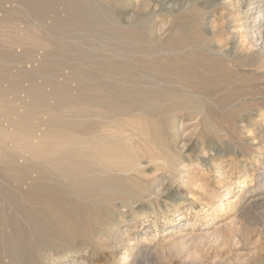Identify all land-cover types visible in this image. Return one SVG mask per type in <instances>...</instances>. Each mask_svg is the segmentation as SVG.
Listing matches in <instances>:
<instances>
[{
    "label": "rangeland",
    "instance_id": "rangeland-1",
    "mask_svg": "<svg viewBox=\"0 0 264 264\" xmlns=\"http://www.w3.org/2000/svg\"><path fill=\"white\" fill-rule=\"evenodd\" d=\"M8 1L0 0V5H4L0 6L1 11L5 7H10ZM84 2H81L83 12L91 16L105 12L111 18L113 17L111 26L109 24L100 26L102 30H106L104 33L96 27L97 21L89 19L90 22H88L87 19L81 18L80 20L83 21L81 25L69 28L64 34L67 36L63 35L64 40L60 42L62 46L58 43L52 44L46 46L47 50H44L46 48L41 49L42 45L33 42L25 46L24 51L23 48L16 49L18 52L10 51L15 62H19L20 65L14 64L18 71L14 66L15 69H12L15 70L12 71L14 75L9 74L8 78L16 79L17 86L14 92L20 95H13L14 92L5 94L4 97L10 101L7 110L5 109L6 106L8 107L7 101L5 100L7 105L3 104L4 101L0 102V107L2 106L5 110L3 112H8V114L4 113L6 117L0 120L2 121L0 122L2 137H4L0 141L2 147L0 157L10 152V149H13L11 145L14 143L20 145L19 147H16L18 146L16 144L13 145L18 158L23 161L24 158L29 157L36 171L35 176L39 173V176L43 178L51 174L48 178H44V184L59 193L56 202L48 206V233L40 239L38 237L35 242L30 264H60L62 263L60 260L67 264H264V203L251 202L252 199L246 195L248 189L255 188L264 168V143H259L260 136L264 139V51L246 38L247 28L244 26L243 19L250 6H246L244 0H114V3H112L113 0H98V2L88 0V3ZM86 4L90 5L86 6ZM97 4L101 7L100 9L97 8ZM59 9L56 15L61 19L66 17L65 13L61 12L62 7ZM110 9L112 12L109 11ZM85 16L87 15L84 13ZM51 17L54 15L52 14ZM50 21L52 22L51 19H47L46 22L51 23ZM123 25L128 26L125 29ZM126 35L135 44H131V41L114 43ZM93 38L97 40L96 44ZM104 38L107 41L103 42ZM109 40H111L110 44ZM64 42L66 43L63 45ZM124 43L125 45H122ZM82 44H85L87 48ZM31 45L32 48L28 52L26 47L29 48ZM59 46L63 47V50ZM66 46L68 50L65 49ZM82 46L85 48L82 49ZM113 46L117 49L112 50ZM121 47L123 48L120 49ZM40 49L46 53L42 54ZM227 49L230 60L217 54ZM122 50L125 52H121ZM132 50H135V53ZM180 50H183V53ZM20 52L24 53L23 57L17 55ZM210 52L213 53L210 54ZM131 53L134 55L131 56ZM141 53L146 55L143 54V56ZM152 53L156 55H150ZM159 53L161 54L158 55ZM111 54L115 55L116 59ZM30 55H33V59ZM27 56L28 61L24 59ZM97 57L99 59H95ZM22 59L25 62L20 61ZM39 63L42 64L39 65ZM21 64L27 66L24 67ZM90 64L93 66L91 67ZM31 65L38 67L34 69ZM19 66H22L21 69ZM110 67L113 68L109 69ZM39 68L40 70L44 68L41 72L44 75L46 73L47 77L37 72ZM70 73L71 76H69ZM24 74L26 75L23 77ZM21 76L23 79L27 77L28 80L23 81ZM46 78L52 82L43 81ZM115 78L116 82H113ZM218 78L221 81H218ZM74 80L77 84L73 83ZM82 80L84 83L80 82ZM180 80L186 83H180ZM44 82L47 83L45 87ZM4 83L3 89L7 91L10 82L8 80ZM49 83L54 85L53 87H60V90L57 89L59 92L55 90L56 88H51ZM173 84L175 86L178 84L176 86L178 88H173ZM101 86H103L102 89H100ZM134 86L137 87L134 88ZM152 86L154 87L151 88ZM28 87H32L33 90L31 99L29 98L31 104L26 97V92L25 95L22 94ZM130 87H133L132 91ZM38 94L45 99L40 96L34 97ZM104 94H107L106 97ZM176 95L179 100L181 98L180 101L176 100ZM182 95L187 97V100ZM17 96H21L20 99ZM191 96L196 97L194 99L197 103L193 100L192 104V99L189 100ZM89 97L92 99L89 100ZM36 99L43 104L38 103ZM206 99L210 103L206 102ZM185 100L191 105L185 103ZM18 101L19 103L16 104ZM214 104L217 106L220 104V107H215ZM82 105L84 108L81 107ZM99 106L101 108H98ZM79 110L82 112L78 113ZM20 113L22 114L19 115ZM81 114V117L78 116ZM24 115L27 119H23ZM15 116L19 117V121ZM99 116L100 118H97ZM12 117L15 119L13 120ZM83 117L87 119H82ZM182 119L187 127H184V132L181 133L179 127H181ZM25 120L28 121L24 122ZM185 122L184 126H186ZM13 123H18L22 127H19L20 134L25 125L29 124V136L22 134L23 138L20 136V141H17L18 137L14 140L10 134L7 135V131V133L13 132L14 129L11 127ZM87 125L89 127L85 128ZM81 127L86 130L83 132ZM43 134L49 136L45 135V137ZM86 134L90 135L87 139ZM80 135L84 137L81 138ZM5 138H9L7 142L2 141ZM81 149H90V154L91 151L93 154L90 156L95 155L96 160L104 161L105 166L102 162L98 164L102 163L104 167H101L103 169L107 167L106 170L103 171L94 162L92 164L90 160H95L94 157H82ZM22 152L25 153L22 154ZM101 152L107 154L105 157L111 158H105ZM26 154H28L27 157ZM48 156L50 157L47 158ZM88 158L90 160H87ZM55 171L58 173H54ZM104 172L107 173L103 174ZM74 176L84 178L83 180L88 179L93 185L91 190L87 193L79 192L77 185L81 180L75 179ZM63 180L66 182L65 186L68 182L67 187L59 185H64ZM161 189L164 191H160ZM75 190L78 193H75ZM75 194L78 198L74 197ZM78 199L85 202L81 203ZM79 212L82 213L81 219ZM40 251L42 254L45 253L46 260L39 261Z\"/></svg>",
    "mask_w": 264,
    "mask_h": 264
},
{
    "label": "bare ground",
    "instance_id": "bare-ground-1",
    "mask_svg": "<svg viewBox=\"0 0 264 264\" xmlns=\"http://www.w3.org/2000/svg\"><path fill=\"white\" fill-rule=\"evenodd\" d=\"M4 1V0H3ZM6 1V0H5ZM85 1V0H84ZM84 1H81V2H84ZM94 1V0H93ZM100 1V0H99ZM109 1V0H108ZM111 1V0H110ZM236 1V0H235ZM245 2L244 3H246V6H250V8L248 9V8H246V9H248V10H246L245 12H246V15H245V18L243 19V23H244V26L247 28V32H246V38L250 41V43H252L254 46H256V47H259L261 50H263L264 51V0H244ZM247 1V2H246ZM81 2H80V0H9L8 1V3L10 4V5H8V6H10V7H5L4 9H3V11H1V21H0V102H3L4 101V103L3 104H5V105H7L8 104V107L6 106L5 107V109L7 110V109H9V103L8 102H10V101H7V98L6 97H4L5 96V94H8L9 92L10 93H13L14 91H15V89H16V86H17V84H16V79L14 78H8V77H10L9 76V74L11 75V74H13L14 75V71L12 70V69H17V67L15 66V65H17L19 62H15V59H14V56L12 55V53L10 52L11 50L13 51V50H16V49H21V48H23L22 50L24 51V48H25V46H28L29 44H31V43H38V44H40V46H41V49L44 47V48H46V46H50V45H52V44H61L60 42H62L64 39H63V35L66 33V31L70 28H72V27H74V28H76L77 27V25L79 26V25H81V23L83 22V21H81L80 19L82 18L83 20H86L87 19V21L89 20V19H93V20H95V22L97 21V26L96 27H98L99 28V30L101 29L102 30V27L100 28V26H103V25H105V24H109L110 26L113 24V20L114 19H112L111 18V16H109V15H107V14H105V12H104V14H92V16L89 14V13H87V12H83L82 11V8H83V4H81ZM86 3H88V0L87 1H85ZM84 2V3H85ZM97 2H98V0H97ZM102 2V1H101ZM100 2V3H101ZM7 3V2H6ZM90 3H92V2H90ZM110 3V2H109ZM108 3V4H109ZM112 3H114V0H113V2ZM236 3V2H235ZM243 3V4H244ZM93 5H94V3H92ZM91 4V5H92ZM102 4V3H101ZM100 4V5H101ZM225 4H226V2H225ZM237 4V3H236ZM241 4V3H240ZM2 5V4H1ZM0 5V6H1ZM88 5H90V4H88ZM87 4H86V6H88ZM105 5H107V4H105ZM2 6H4V5H2ZM1 6V7H2ZM98 6V7H97ZM97 8H99L100 6H99V4H97ZM108 6H110V4L108 5ZM118 6H119V4H118ZM0 7V8H1ZM59 7L61 8L62 7V10H61V12H63V13H65V15H66V17H64V18H59V16H57L56 15V12H57V10L59 9ZM91 7V6H90ZM93 7V6H92ZM95 7V6H94ZM103 7H105V6H103ZM116 7V6H115ZM243 7V6H242ZM245 7V6H244ZM96 8V9H97ZM101 8V7H100ZM99 8V9H100ZM117 8V7H116ZM85 9V8H84ZM95 9V8H94ZM104 9V8H103ZM106 9V8H105ZM104 9V10H105ZM107 9H108V7H107ZM243 9V8H242ZM241 9V10H242ZM60 10V9H59ZM115 10V9H114ZM109 11H111V9L109 10ZM109 11H108V13H109ZM60 12V13H61ZM89 12V11H88ZM92 12V11H91ZM112 12V11H111ZM110 12V14L112 15V13ZM84 13L87 15V16H85L84 17ZM241 13V12H240ZM54 15V17H51V15ZM245 14V13H244ZM60 15V14H59ZM63 15V14H62ZM242 18V17H241ZM47 19H51L52 20V22L51 23H47L46 21H47ZM242 20V19H241ZM81 21V22H80ZM88 22H90V21H88ZM117 23V22H116ZM118 24V23H117ZM122 24V23H121ZM242 24V23H241ZM45 25L47 26L46 28H45ZM89 25V24H88ZM50 26V27H49ZM87 26V25H86ZM108 26V25H107ZM110 26H108V27H110ZM126 26H128V25H126ZM126 26H124L123 25V27L125 28ZM82 27V26H81ZM81 27H79V29L81 28ZM83 27H84V25H83ZM94 27V26H93ZM108 27H106L107 29H108ZM117 27V26H116ZM123 27H122V29H123ZM131 27V26H130ZM95 28V27H94ZM121 28V27H120ZM132 28V27H131ZM136 28V27H135ZM138 28V27H137ZM216 28V27H215ZM97 29V28H96ZM105 29V28H104ZM110 29V28H109ZM108 29V30H109ZM126 29V28H125ZM181 30V29H180ZM179 30V31H180ZM71 31V30H70ZM87 31V30H86ZM103 31V33H104V31H106V30H102ZM128 31V30H127ZM135 31V30H134ZM179 31H177L176 30V32H179ZM72 32V31H71ZM70 32V33H71ZM75 32V31H74ZM78 32V31H77ZM83 32H84V30H83ZM82 32V33H83ZM94 32V31H93ZM108 32V31H107ZM112 32V31H111ZM130 32V31H129ZM133 32V31H132ZM181 32V31H180ZM183 32V31H182ZM70 33H68V34H70ZM73 33V32H72ZM86 33V32H85ZM92 33V32H91ZM95 34L97 33V32H94ZM99 33V32H98ZM101 33V32H100ZM99 33V34H100ZM109 33V32H108ZM113 33V32H112ZM112 33H111V35H112ZM120 34V33H119ZM184 34V33H183ZM75 35H77V34H75ZM188 35V34H187ZM64 36H67V35H64ZM70 36V35H69ZM72 36H74V34L72 35ZM81 37H82V35H80ZM90 36V35H89ZM89 36H87V37H89ZM105 36H107V35H105ZM104 36V37H105ZM116 36V35H115ZM80 37V38H81ZM99 37V36H98ZM98 37H97V39H98ZM102 37H103V35H102ZM118 37V36H117ZM116 37V38H117ZM181 37H182V35H181ZM107 38H109V37H107ZM114 38V37H113ZM116 38H115V40H116ZM122 39L120 40V38H119V40H117V41H115L114 43H116V42H118V41H131V44L132 43H134L135 44V42L133 41V40H130V38H128L127 37V35L126 36H122L121 37ZM240 38H241V36H240ZM244 38V37H243ZM101 39V38H100ZM110 39V38H109ZM118 39V38H117ZM131 39H133V38H131ZM135 39V38H134ZM141 39V38H140ZM245 39V38H244ZM246 39V40H247ZM67 39H65V41H66ZM73 40V39H72ZM74 40H76V39H74ZM82 40V39H81ZM92 40H94L95 41V44H96V42H97V40H95L94 38L92 39ZM105 38H104V41L103 42H105ZM136 40V39H135ZM190 40V39H189ZM247 40V41H248ZM100 41V40H99ZM107 41V40H106ZM111 40H109L108 42H109V44L111 43L110 42ZM162 41V40H161ZM161 41H159V42H161ZM70 42H71V39H70ZM85 42V41H84ZM90 42H92L91 40H90ZM101 42V41H100ZM99 42V44H102V43H100ZM139 42V41H138ZM141 42V41H140ZM139 42V43H140ZM153 42H155V41H153ZM185 42V41H184ZM66 42H64L63 43V45L65 44ZM80 43H81V41H80ZM89 43V42H88ZM146 43H147V41H146ZM156 43V42H155ZM162 43V42H161ZM161 43H159V44H161ZM244 43V42H243ZM249 43V44H250ZM38 44H37V46H38ZM75 44V43H74ZM106 44V43H105ZM118 44H120L121 45V43H118ZM128 44H130V43H128ZM128 44H127V46H128ZM144 44V43H143ZM150 44H152V43H150ZM176 44V43H175ZM35 45V44H34ZM68 45V44H67ZM83 45V44H82ZM85 45V44H84ZM83 45V46H84ZM93 45H94V43H93ZM98 45V44H97ZM122 45H125V43L124 44H122ZM153 45H154V43H153ZM156 45V44H155ZM162 45V44H161ZM235 45H237V44H235ZM61 46H62V44H61ZM73 46V45H72ZM80 46V45H79ZM82 46V49L83 48H85V47H83ZM86 46V45H85ZM111 46V45H110ZM110 46H108V47H110ZM135 46V45H134ZM138 46V45H137ZM173 46V45H172ZM199 46V45H198ZM197 46V47H198ZM39 47V46H38ZM60 47V46H59ZM73 47H75V46H73ZM94 47H96V46H94ZM93 47V48H94ZM102 47H103V45H102ZM101 47V48H102ZM106 47V46H105ZM114 47V46H113ZM130 48H131V46H129ZM156 47V46H155ZM162 47V46H161ZM167 47V46H166ZM181 47V46H180ZM204 47V46H203ZM28 50V52H29V49H31L32 48V45H31V47L29 46V48L28 47H26ZM34 48V47H33ZM43 48V49H44ZM52 48V47H51ZM61 48V47H60ZM63 48V47H62ZM61 48V49H62ZM72 48V47H71ZM78 48V47H77ZM86 48H87V46H86ZM92 48V47H91ZM91 48H89V49H91ZM111 48V47H110ZM123 47H121L120 49H122ZM183 48V47H182ZM255 48V47H254ZM35 49V48H34ZM38 49V48H37ZM40 49V50H41ZM49 49H50V47H49ZM60 49V50H61ZM65 49H67V46H66V48ZM69 49H70V47H69ZM89 49H87V51H89ZM106 49H108V48H106ZM117 49V48H116ZM115 49V47H114V49H112V50H116ZM126 49V48H125ZM138 49H139V46H138ZM159 49V48H158ZM166 49V48H165ZM168 49V48H167ZM173 49V48H172ZM199 49V48H198ZM234 49V48H233ZM257 49V48H256ZM33 50V49H32ZM39 50V51H40ZM44 50H47V48L46 49H44ZM63 50V49H62ZM68 50V49H67ZM86 50V49H85ZM85 50H83V52L85 51ZM126 50H129V49H126ZM137 50V49H136ZM141 50V49H140ZM146 50V49H145ZM161 50V49H160ZM170 50V49H169ZM186 50H187V48H186ZM207 50H208V48H207ZM212 49H210V51H211ZM232 50V49H231ZM21 51V50H20ZM22 51V52H23ZM31 51V50H30ZM38 51V50H37ZM42 51V54L43 53H46V52H43V50H41ZM78 51V50H77ZM82 51V50H81ZM81 51H80V53H81ZM93 51V50H92ZM104 51V50H103ZM103 51H101V52H103ZM119 51V50H118ZM117 51V52H118ZM125 52V50H122L121 52ZM133 51V50H132ZM135 51V50H134ZM133 51V52H134ZM139 51V50H138ZM183 51V50H182ZM181 50H180V52H182ZM217 51V50H216ZM236 51V50H235ZM16 52H18V50H16ZM33 52V51H32ZM51 52V51H50ZM94 52H95V50H94ZM100 52V51H99ZM120 52V53H121ZM123 52V53H124ZM132 52V53H133ZM142 52V51H141ZM160 52V51H159ZM168 52H170V51H168ZM179 52V53H180ZM25 53H26V50H25ZM36 54H37V52H35ZM57 53H60V52H57ZM57 53H55V54H57ZM90 53V52H89ZM108 53V52H107ZM127 53V52H126ZM131 53V56H133L134 54H132ZM135 53V52H134ZM157 53V52H156ZM177 52H175V54H176ZM183 53V52H182ZM213 53V52H212ZM211 52H210V54H212ZM215 53V52H214ZM228 53H229V50L227 49V50H225L224 52H217V54L218 55H220V57L222 56L224 59L225 58H228ZM24 53H22L21 54V52L19 53V54H17V55H21V57H23L22 55H23ZM30 54H32V53H30ZM34 54V53H33ZM54 54V55H55ZM66 54V53H65ZM104 54V53H103ZM109 54H110V52H109ZM118 54V53H117ZM130 54V53H129ZM142 54V53H141ZM144 54V53H143ZM142 54V55H143ZM161 53H159L158 55H160ZM165 54V53H164ZM170 54H171V52H170ZM174 54V53H173ZM28 55V54H27ZM35 55V54H34ZM77 55V54H76ZM102 55V54H101ZM126 55V54H125ZM135 55H137V54H135ZM144 55H146V53L144 54ZM143 55V56H144ZM150 55H156V54H150ZM149 55V56H150ZM163 55V54H162ZM167 55H169V54H167ZM31 56V55H30ZM33 56V55H32ZM31 56V57H32ZM45 56V55H44ZM58 56V55H57ZM66 56V55H65ZM93 56V55H92ZM111 56H112V54H111ZM114 56V58L116 57L115 55H113ZM112 56V57H113ZM121 56V55H120ZM130 56V55H129ZM130 56V57H131ZM148 56V57H149ZM212 56V55H211ZM38 57V56H37ZM43 57V56H42ZM49 57V56H48ZM83 57V56H82ZM118 57V56H117ZM123 57V56H122ZM138 57V56H137ZM146 57V56H145ZM151 57V56H150ZM157 57V56H156ZM175 57V56H174ZM176 57H177V55H176ZM41 58V57H40ZM46 58V57H45ZM66 58V57H65ZM92 58V57H91ZM102 58V57H101ZM105 58V57H104ZM120 58V57H119ZM126 58V57H125ZM147 58V57H146ZM18 59H19V57H18ZM26 61H28L29 60V58H28V56L26 57V58H24ZM32 59H33V57H32ZM31 59V60H32ZM49 60H50V57L48 58ZM55 59H57V58H55ZM55 59H53V60H55ZM60 59V58H59ZM61 59H62V57H61ZM61 59H60V62H61ZM85 59V58H84ZM93 59V58H92ZM95 59H99L98 57L97 58H95ZM108 59V58H107ZM111 59V58H110ZM116 59V58H115ZM126 59H128V57L126 58ZM141 59V58H140ZM175 59V58H174ZM229 59V58H228ZM262 59V58H261ZM17 60V59H16ZM36 60H37V58H36ZM39 60V59H38ZM45 60H47V59H45ZM64 60V59H63ZM66 60V59H65ZM71 60V59H70ZM86 60V59H85ZM113 60V59H112ZM121 60H123V59H121ZM136 60V59H135ZM230 60V59H229ZM20 61H24L23 59L22 60H20ZM34 61H35V59H34ZM66 61H68V60H66ZM88 61V60H87ZM103 61V60H102ZM102 61H99V62H102ZM107 61V60H106ZM132 61V60H131ZM137 61V60H136ZM135 61V62H136ZM146 61H147V59H146ZM173 61V60H172ZM175 61H177V60H175ZM25 62V61H24ZM36 62V61H35ZM47 62V61H46ZM49 62H51V61H49ZM65 62V61H64ZM75 62V61H74ZM81 62V61H80ZM115 62V61H114ZM128 62V61H127ZM143 62V61H142ZM16 63V64H15ZM28 63V62H27ZM43 63V62H42ZM42 63H39V65L40 64H42ZM48 63V62H47ZM54 63H56V61H54ZM62 63V62H61ZM70 63V62H69ZM84 63V62H83ZM105 63V62H104ZM145 63H147V62H145ZM229 63V62H228ZM15 64V65H14ZM24 64H26V63H24ZM34 64V63H33ZM77 64V63H76ZM103 64V63H102ZM128 64H130V63H128ZM127 64V65H128ZM135 64V63H134ZM142 64V63H141ZM18 65H20V63L18 64ZM22 66H24L23 64H21ZM35 65H36V63H35ZM56 65V64H55ZM54 65V66H55ZM65 65V64H64ZM79 65H80V63H79ZM82 65V64H81ZM87 65H89V63L87 64ZM105 65V64H104ZM114 64H112V66H113ZM143 65V64H142ZM15 66V68H13ZM22 66H19V68L21 69V67ZM25 66H27V65H25ZM24 66V67H25ZM31 66H33L32 68H34V69H36V67H38V66H35L34 67V65H31ZM31 66H29V68L31 67ZM66 66V65H65ZM65 66L63 67L64 69H65ZM69 66V65H68ZM90 66H91V64H90ZM93 66V65H92ZM91 66V67H92ZM95 66V65H94ZM49 67V66H48ZM59 67V66H58ZM85 67H86V65H85ZM89 67V66H88ZM96 67V66H95ZM100 67H102V66H100ZM104 67V66H103ZM109 67V66H108ZM125 67V66H124ZM161 67V66H160ZM211 67V66H210ZM42 68V67H41ZM73 68V67H72ZM99 68V67H98ZM105 68V67H104ZM113 68V67H112ZM111 67L109 68V69H112ZM119 68V67H118ZM192 68V67H191ZM44 69V68H43ZM43 69H41V70H43ZM56 69H58L57 68V66H56ZM71 69V68H70ZM77 69V68H76ZM101 69V68H100ZM107 69V68H106ZM116 69V68H115ZM140 69V68H139ZM143 69V68H142ZM141 69V70H142ZM155 69V68H154ZM196 69V68H195ZM194 69V70H195ZM23 70V69H22ZM30 70V69H29ZM41 70H40V68L37 70V72L39 71V73L41 72ZM83 70H84V68H83ZM88 70H90V69H88ZM103 70V69H102ZM102 70H101V72H102ZM182 70H184V69H182ZM200 70V69H199ZM13 71V72H12ZM17 71H18V69H17ZM20 71V70H19ZM75 71V69L73 70V72ZM144 71V70H143ZM156 71V70H155ZM177 71V70H176ZM12 72V73H11ZM26 73H27V70L25 71ZM87 72V71H86ZM85 72V73H86ZM91 72V71H90ZM106 72V71H105ZM109 72V71H108ZM114 72V71H113ZM175 72V71H174ZM201 72V71H200ZM29 73V72H28ZM27 73V74H28ZM32 73H34V71H32ZM42 73V74H41ZM40 74H41V76H43L44 74H43V72H41ZM55 73V72H54ZM76 73H77V71H76ZM76 73H74V74H76ZM82 73V72H81ZM80 73V74H81ZM104 73V72H103ZM155 73H157V72H155ZM161 73V72H160ZM185 73V72H184ZM35 74H38V73H35ZM51 74V73H50ZM89 73H87V75H88ZM96 74V73H95ZM102 74V73H101ZM119 74V73H118ZM152 74H154V72H152ZM178 74V73H177ZM17 75V74H16ZM21 75H22V73H21ZM26 74H24L23 75V77L25 76ZM31 75V74H30ZM45 75H46V73H45ZM44 75V76H45ZM72 74L70 73V75L69 76H71ZM90 75V74H89ZM100 75V74H99ZM107 75H108V73H107ZM114 75V74H113ZM199 75V74H198ZM211 75V74H210ZM12 76V75H11ZM28 76H29V74H28ZM38 76V75H37ZM102 76V75H101ZM120 76V75H119ZM123 76H124V74H123ZM144 76V75H143ZM160 76V75H159ZM196 76V75H195ZM18 76H16V78H17ZM34 77V76H33ZM45 77H47V75L45 76ZM80 77H81V75H80ZM102 77H104V76H102ZM198 77V76H197ZM21 78H22V76H21ZM31 78V77H30ZM36 78H38V77H36ZM49 78V77H48ZM69 78V77H68ZM110 79V81H112L111 80V77H109ZM113 78H114V76H113ZM112 78V79H113ZM144 78V77H143ZM155 78V77H154ZM163 78V77H162ZM194 78H196V77H194ZM19 80H21L20 78H18ZM23 79V78H22ZM25 80H28L27 79V77L26 78H24ZM23 79V81H25ZM32 79V78H31ZM40 79V78H39ZM70 79V78H69ZM77 79V78H76ZM98 79V78H97ZM100 79V78H99ZM108 79V78H107ZM200 79V78H199ZM206 79V78H205ZM213 79H215V78H213ZM8 80H9V82H10V85H8V88H7V91L5 90V89H3V83H4V81H7L8 82ZM44 80H48V81H50V79H43V81ZM73 80V79H72ZM81 80V79H80ZM93 80V79H92ZM169 80V79H168ZM176 80V79H175ZM186 80V79H185ZM195 80V79H194ZM193 80V81H194ZM197 80H198V78H197ZM220 79L218 78V81H219ZM36 81V80H35ZM35 81H32V82H35ZM87 81V80H86ZM104 81V80H103ZM108 81V80H107ZM144 81V80H143ZM170 81V80H169ZM178 81V80H177ZM184 81V80H183ZM188 81V80H187ZM190 82H192V80H189ZM207 81V80H206ZM221 81V80H220ZM22 82V81H21ZM20 82V83H21ZM30 82V81H29ZM46 82V81H45ZM44 82V83H45ZM50 82H52V81H50ZM76 81L74 80V82L73 83H75ZM79 82V81H78ZM80 82H83V80L82 81H80ZM93 82V81H92ZM105 82V81H104ZM113 82H116V78H115V81H113ZM153 82V81H152ZM156 82V81H155ZM174 82V81H173ZM195 82V81H194ZM199 82V81H198ZM203 82V81H202ZM210 82V81H209ZM208 82V83H209ZM224 82V81H223ZM225 82H227V81H225ZM228 82H230V80L228 81ZM24 83V82H23ZM26 83V82H25ZM31 83V82H30ZM29 83V84H30ZM65 83H67V82H65ZM84 83V82H83ZM94 83V82H93ZM92 83V84H93ZM110 82H108V84H109ZM122 83H123V81H122ZM132 83H134V82H132ZM180 83H186L185 81L184 82H181V80H180ZM196 83V82H195ZM204 83V82H203ZM5 84V83H4ZM8 84V83H7ZM26 84H28V83H26ZM36 84V83H35ZM46 84L47 83H45V85H43L44 87L46 86ZM50 84V87L51 88H56L55 90L57 91V92H59L57 89L59 88V90H60V87H53L54 85H51V83H49ZM48 84V85H49ZM68 84H70V83H68ZM75 84H77V83H75ZM79 84V83H78ZM87 84V83H86ZM92 84H89V85H92ZM121 83H119V85H120ZM155 84V83H154ZM200 84V83H199ZM226 84V83H225ZM6 85V84H5ZM102 85V84H101ZM115 85V84H114ZM130 85V84H129ZM143 84H141V86H142ZM163 85V84H162ZM165 85V84H164ZM170 85V84H169ZM178 85V84H177ZM176 85V86H177ZM202 85V84H201ZM205 85V84H204ZM203 85V86H204ZM223 85V84H222ZM227 85V84H226ZM31 86H33V85H31ZM42 86V87H43ZM69 86V85H68ZM87 86V85H86ZM111 86H113V85H111ZM131 86H133V85H131ZM138 86H140V85H138ZM144 86V85H143ZM165 86H167V85H165ZM171 86V85H170ZM174 84H173V88H175L176 87ZM179 86H181V85H179ZM200 86V85H199ZM35 87H37V86H35ZM35 87H33V88H35ZM40 87V86H39ZM95 87V86H94ZM137 87V86H136ZM135 86H134V88H136ZM144 87H147V85H145ZM154 86H152L151 88H153ZM184 87H185V84H184ZM187 87V86H186ZM5 88V87H4ZM32 87H28V88H26V91H24L22 94H24L25 92H26V97L29 99L30 97H31V95H32V93H33V90L31 89ZM65 88V87H64ZM91 88H92V86H91ZM103 88V86H101V88L100 89H102ZM131 88H133V87H130L129 89L131 90ZM149 88V87H148ZM151 88H149V89H151ZM157 88H158V86H157ZM176 88H178V87H176ZM88 89V88H87ZM95 89H97V88H95ZM110 89V88H109ZM125 89V91H126V87L124 88ZM159 89V88H158ZM181 89V88H180ZM187 89V88H186ZM185 89V90H186ZM201 89V88H200ZM199 89V90H200ZM22 90V89H21ZM54 90V89H53ZM65 90V89H64ZM92 89H90V91H91ZM111 90V89H110ZM119 90V89H118ZM133 90V89H132ZM131 90V91H132ZM137 90H139V89H137ZM143 90V89H142ZM147 90V89H146ZM163 90V89H162ZM168 90H170V89H168ZM185 90L183 91V92H185ZM36 91V90H35ZM34 91V92H35ZM40 91V90H39ZM46 91V90H45ZM50 91H52V90H50ZM50 91L48 92V93H50ZM56 91L54 92V93H56ZM61 91H62V89H61ZM80 90L78 89V92H79ZM89 91V90H88ZM87 91V92H88ZM114 91V90H113ZM115 91H116V89H115ZM114 91V92H115ZM123 91V90H122ZM127 91H129L128 89H127ZM187 91H189L188 89H187ZM215 91H216V89H215ZM16 92H17V90H16ZM38 92V91H37ZM37 92L35 93V94H37ZM53 92V91H52ZM63 92V91H62ZM94 92V91H93ZM192 92H194V91H192ZM192 92H191V94H192ZM9 93V94H10ZM100 93H102L101 91H100ZM118 93V92H117ZM128 93V92H127ZM131 93V92H130ZM133 93V92H132ZM142 93V92H141ZM146 93V92H145ZM158 93H159V91H158ZM198 93H199V91H198ZM216 93H217V91H216ZM14 94H16L15 92L13 93V95ZM17 94H19V93H17ZM16 94V95H17ZM22 94H21V96H22ZM40 94V93H39ZM35 95L34 97H36V96H40V97H44V96H41V95ZM47 94V93H46ZM95 94V93H94ZM103 94V93H102ZM120 94V93H119ZM129 94V93H128ZM137 94V93H136ZM139 94V93H138ZM149 94V93H148ZM169 94H171L170 92H169ZM178 94H180V93H178ZM181 94H183V93H181ZM185 95H186V92L184 93ZM190 94V93H189ZM188 94V95H189ZM20 95V94H19ZM25 95V94H24ZM48 95H50V94H48ZM47 95V96H48ZM53 95V94H52ZM97 95V94H96ZM105 95V97H106V95L107 94H104ZM109 95V94H108ZM132 95V94H131ZM140 95V94H139ZM158 95V94H157ZM166 95V94H165ZM175 95V94H174ZM173 95V96H174ZM198 95V94H197ZM196 95V96H197ZM200 95V94H199ZM198 95V96H199ZM7 96V95H6ZM9 96V95H8ZM7 96V97H8ZM20 96V97H21ZM56 96V95H55ZM80 96V95H79ZM87 96V95H86ZM94 96V95H93ZM118 96V95H117ZM121 96V95H120ZM172 96V97H173ZM177 96L178 95H176V100L178 101L179 99L177 98ZM187 96V95H186ZM190 96V95H189ZM194 96H195V94H194ZM193 96V98H192V96H191V98L189 99V100H191L192 99V104H193V100H194V102L196 101V99H194V98H196V97H194ZM200 96H202V95H200ZM212 96V95H211ZM215 96V95H214ZM213 96V97H214ZM10 97V96H9ZM17 97H19V96H17ZM20 97H19V99H20ZM39 97V98H40ZM49 97H54V96H49ZM48 97V98H49ZM90 97H91V95H90ZM88 98L89 100H91L92 98ZM97 97V96H96ZM96 97H93L94 99L96 98ZM100 97H102L101 95H100ZM111 97V96H110ZM113 97V96H112ZM160 97V96H159ZM182 97L184 98V99H186L187 100V97L185 98L183 95H182ZM207 97V96H206ZM213 97H211V98H213ZM5 98V99H4ZM12 98V97H11ZM15 98V97H14ZM27 98H25V99H27ZM39 98H37V99H39ZM60 98V97H59ZM79 98V97H78ZM115 98V97H114ZM182 98V99H183ZM200 98V97H199ZM208 98V97H207ZM10 99V98H9ZM31 99V98H30ZM30 99H29V103L31 104V101H30ZM36 99V100H37ZM43 99H45V97L43 98ZM54 100L55 99H57V98H53ZM61 99H62V97H61ZM64 99V98H63ZM109 99V98H108ZM108 99H104V100H108ZM172 99H174V98H172ZM171 99V101H174V100H172ZM201 99V98H200ZM7 102H6V101ZM36 100H34V101H36ZM40 101L42 100V98L41 99H39ZM64 100H66V99H64ZM77 100H80V99H77ZM96 100H97V98H96ZM98 100H101V99H98ZM170 100V99H169ZM180 100H181V98H180ZM179 100V101H180ZM185 100V101H186ZM199 100V99H198ZM211 100V99H210ZM12 101V100H11ZM17 101V100H16ZM21 101H23V100H21ZM25 101V100H24ZM38 101V100H37ZM37 101H36V104H37ZM46 101V100H45ZM61 101V100H60ZM68 101V100H67ZM110 101V100H109ZM116 101V100H115ZM170 101V102H171ZM184 101V102H185ZM208 100L206 99V102H207ZM7 104H6V103ZM25 102H27L28 103V101H25ZM25 102H24V104H25ZM78 102H80V101H78ZM78 102H76L77 103V105H78ZM107 102V101H106ZM138 102V101H137ZM150 102H152V101H150ZM169 102V101H168ZM168 102H166V103H168ZM169 102V103H170ZM209 102V101H208ZM13 103V102H12ZM19 103V101L16 103V104H18ZM38 103H40L39 101H38ZM45 103V102H44ZM56 103V102H55ZM92 102H90V104H91ZM93 103H95V102H93ZM99 103V102H98ZM101 103V102H100ZM99 103V104H100ZM117 103V102H116ZM119 103H120V101H119ZM142 103V102H141ZM157 103V102H156ZM164 103V102H163ZM185 103H187V101L185 102ZM195 103H197V102H195ZM210 103V102H209ZM215 103V102H214ZM35 104V105H36ZM41 104V103H40ZM43 104V103H42ZM41 104V105H42ZM58 104V103H57ZM65 104H66V102H65ZM68 104H69V101H68ZM80 104V103H79ZM89 104V103H88ZM88 104H86V105H88ZM89 104V105H90ZM96 104H97V102H96ZM95 104V105H96ZM147 104H150V103H147ZM146 104V105H147ZM154 104V103H153ZM160 104H162V103H160ZM187 104H189V101H188V103ZM216 104V103H215ZM214 104V105H215ZM14 105V104H13ZM34 105V104H33ZM64 105V104H63ZM67 105V104H66ZM65 105V108L67 107ZM70 105V104H69ZM88 105V106H89ZM101 105H102V103H101ZM103 105H105V104H103ZM113 105V104H112ZM164 105V104H163ZM162 105V106H163ZM189 105H191V103L189 104ZM211 105H213V103L211 102ZM235 105V104H234ZM11 106V105H10ZM17 106V105H16ZM71 106V105H70ZM94 106V105H93ZM110 106V105H109ZM143 106H145V105H143ZM152 106H154V105H152ZM161 106V105H160ZM203 106V105H202ZM217 105H215V107H216ZM236 106V105H235ZM26 107V106H25ZM32 107V106H31ZM57 107V106H56ZM82 108H84L83 107V105L81 106ZM92 107V106H91ZM95 107H97V106H95ZM111 107V106H110ZM148 107V106H147ZM149 107H150V105H149ZM159 107V106H158ZM218 108L220 107V104H219V106H217ZM222 107V106H221ZM10 108H13V107H10ZM18 108V107H17ZM60 108H63V107H60ZM65 108H63V109H65ZM89 108V107H88ZM94 108V107H93ZM98 108H101V106H99ZM97 108V109H98ZM102 108H104V107H102ZM113 108V107H112ZM151 108H154V107H151ZM200 108V107H199ZM4 108H2V106L0 107V120L2 119V117H6V116H4L5 114H8V112L6 113V112H3V111H5V110H3ZM19 109V108H18ZM18 109L16 110V111H18ZM67 109V108H66ZM90 109V108H89ZM95 109V108H94ZM109 109V108H108ZM226 109V108H225ZM227 109H228V107H227ZM13 110V109H12ZM21 110V109H20ZM19 110V111H20ZM23 110V109H22ZM26 110V109H25ZM88 110V109H87ZM100 110V109H99ZM222 110H224V108L222 109ZM24 111V110H23ZM32 111V110H31ZM89 111V110H88ZM227 111V110H226ZM80 112H82V111H78V113H80ZM90 112V111H89ZM100 112V111H99ZM103 112V111H102ZM5 113V114H4ZM26 113H27V111H26ZM29 113V112H28ZM14 114V113H13ZM15 114L17 115L18 113H16L15 112ZM22 113H20L19 115H21ZM35 114V113H34ZM86 114H88V113H86ZM27 115V117H29V115L28 114H26ZM30 115H32V114H30ZM100 115V114H99ZM249 115V114H248ZM263 115V114H262ZM18 116V115H17ZM25 116V115H24ZM24 116H22V117H24ZM78 116H82V114L81 115H78ZM101 116V115H100ZM100 116L99 117H97V118H100ZM7 117H8V115H7ZM9 117H11L10 115H9ZM26 117V116H25ZM23 118V119H27V117L26 118ZM13 118V120L16 118V116H15V118L14 117H12ZM20 118H21V116H20ZM30 118H32L31 116H30ZM251 118V117H250ZM10 119V118H9ZM17 120L19 119V117H17L16 118ZM66 119V118H65ZM68 119V118H67ZM80 119V118H79ZM82 119H87V117L86 118H82ZM82 119H80V120H82ZM89 119H91L90 117H89ZM173 119V118H172ZM248 119V118H247ZM34 120V119H33ZM68 120H70V119H68ZM5 121H6V119H5ZM19 121V120H18ZM26 121H28V120H25L24 122H26ZM246 121V120H245ZM249 121V120H248ZM1 123H2V121H0ZM7 122H9V121H7ZM6 122V123H7ZM20 122H22V121H20ZM87 122V121H86ZM85 122V123H86ZM184 120L182 119V124H181V127H179V128H181V133H182V131L184 132V127H187V124H186V122H185V124H186V126H184ZM3 123H4V120H3ZM10 123V122H9ZM66 123V122H65ZM69 123H71V122H69ZM84 123V122H83ZM82 123V127L84 126V124ZM14 125H12L11 124V127H13V132L11 133H7L6 132V134L8 135V134H10V136L12 137V138H14V140H15V138L16 137H18V139H17V141H20L19 139L20 138H23V136H29V132H30V128H29V124L27 125H25V128H23V132L20 134L19 133V127H21V126H19L20 124H18V123H13ZM34 124V123H33ZM32 124V125H33ZM60 124V123H59ZM63 124V123H62ZM72 124V123H71ZM70 124V125H71ZM251 124V123H250ZM42 125V124H41ZM47 125V124H46ZM252 125V124H251ZM37 126V125H36ZM9 127V126H8ZM24 127V126H23ZM34 127V126H33ZM54 127V126H53ZM81 127V128H82ZM87 127H89L88 125L85 127V128H87ZM22 128V127H21ZM49 128V127H48ZM84 128V127H83ZM82 128V130H83V132L86 130V129H83ZM178 128V129H179ZM189 128V127H188ZM5 129V128H4ZM7 130H9L8 128H6ZM37 129V128H36ZM63 129V128H62ZM88 129H90V128H88ZM93 129V128H92ZM187 129V128H186ZM185 129V130H186ZM48 130V129H47ZM54 130H55V128H54ZM72 130V129H71ZM91 130V129H90ZM94 130V129H93ZM92 130V131H93ZM69 132V131H68ZM180 132V131H179ZM4 133H5V131H4ZM47 133V132H46ZM76 133V132H75ZM78 133V132H77ZM93 134H94V132H92ZM176 133V132H175ZM20 134V135H19ZM22 134H25V135H23V136H21ZM32 134V133H31ZM80 134V133H79ZM33 135V134H32ZM46 134H43V136H45ZM51 135V134H50ZM55 135V134H54ZM87 135V134H86ZM3 136V134H2V129H1V127H0V141H1V138L3 139L4 137H2ZM21 136V137H20ZM46 136H49V135H46ZM45 136V137H46ZM62 136H64V135H62ZM88 136H90V135H87L86 136V139L88 138ZM6 137V136H5ZM20 137V138H19ZM80 137L81 138H83L84 136H81L80 135ZM34 138H36V137H34ZM57 138V137H56ZM9 139V138H8ZM7 138H5L4 140H2V141H6L7 142V140H8ZM26 139H28V138H26ZM40 139V138H39ZM43 139V138H42ZM80 139V138H79ZM79 139H76V140H79ZM85 139V140H86ZM254 139V138H253ZM12 140V139H11ZM35 140V139H34ZM46 140V139H45ZM70 140V139H69ZM188 140V139H187ZM64 141V140H63ZM87 141V140H86ZM90 141V140H89ZM255 141V140H254ZM259 143H264V139H263V136H260L259 137ZM16 142V141H15ZM37 142H40V141H37ZM37 142H35L36 144H37ZM43 142V141H42ZM48 142V141H47ZM46 142V143H47ZM50 142V141H49ZM48 142V143H49ZM60 143H61V141H59ZM92 142V141H91ZM18 143V142H17ZM20 143H22V142H20ZM19 143V144H20ZM26 143V142H25ZM65 143V142H64ZM70 143H72V142H70ZM75 143V142H74ZM74 143L72 144V145H74ZM87 143V142H86ZM94 143V142H93ZM105 143V142H104ZM103 143V144H104ZM253 143V142H252ZM254 143H256V142H254ZM253 143V144H254ZM12 144V143H11ZM14 144H16V143H14ZM13 144V145H14ZM44 143H42V145H43ZM51 144V143H50ZM63 144V143H62ZM107 144V143H106ZM260 144V145H261ZM13 145H11L12 147H13V149L11 148L10 149V152L8 151V153H6L5 155H3V156H1L0 157V264H30V262H31V259H32V257H33V253H34V244H35V242L37 241V239H38V237H39V239L40 238H42V237H44V236H46V234L48 233V215H47V210H48V206L50 205V203H54V202H56V200L58 199V191H56L55 189H53V188H50V187H47L46 186V184H44V178H48V176H51V174L50 175H48L47 177H43V178H41L40 176H39V173H38V176H35V174H36V171H35V168L33 167V165L31 164L32 162H31V160L29 159V157L28 158H24V160L23 161H21L19 158H18V154H17V152H16V150L14 149L15 147L13 146ZM16 145H18V144H16ZM15 145V146H16ZM26 145V144H25ZM38 145H40V144H38ZM66 145H70V144H66ZM90 145V144H89ZM88 145V146H89ZM100 145V144H99ZM6 146V145H5ZM20 145H18V146H16V147H19ZM41 146V145H40ZM53 145H51V147H52ZM61 146V145H60ZM63 146V145H62ZM61 146V147H62ZM95 146V145H94ZM113 146V145H112ZM74 147V146H73ZM78 148H80L79 146H77ZM76 147V148H77ZM81 147H83V146H81ZM85 147V146H84ZM97 147V146H96ZM96 147H94L95 149H96ZM100 147V146H99ZM4 148V147H3ZM50 148V147H49ZM56 148H57V146H56ZM67 148H69V147H67ZM66 148V149H67ZM52 149V148H51ZM50 149V150H51ZM59 149V148H58ZM57 149V150H58ZM62 149H65V148H62ZM86 149V148H85ZM83 150V149H81V152H80V154L82 155V157H88V156H90V155H93L92 154V151H91V154H90V149H88V150ZM111 149V148H110ZM116 149V148H115ZM6 150V149H5ZM18 150V149H17ZM56 150V149H55ZM93 150V149H92ZM25 151V150H24ZM33 151V150H32ZM63 151V150H62ZM65 151V150H64ZM67 151V150H66ZM112 151V150H111ZM2 152V147H1V145H0V153ZM19 152H20V150H19ZM18 152V153H19ZM72 152V151H71ZM89 152V153H88ZM23 153H25V152H22V154ZM27 153V152H26ZM42 153V152H41ZM58 153V152H57ZM94 153V152H93ZM100 153V152H99ZM102 153L103 152H101V155H102ZM108 153V152H107ZM181 153V152H180ZM104 154V153H103ZM110 154V153H109ZM56 155H58V154H56ZM66 155V154H65ZM107 155V154H106ZM105 154H104V157L106 156ZM28 156V154H26V157ZM25 157V156H24ZM50 156H48L47 158H49ZM68 157V156H67ZM92 157H96L95 155L94 156H92ZM91 156H90V158H92ZM110 156H108V157H105V158H109ZM40 158V157H39ZM61 158V157H60ZM65 158V157H64ZM69 158V157H68ZM90 158H88L87 160H90ZM111 158V157H110ZM109 158V159H110ZM55 159V158H54ZM72 159V158H71ZM69 160V159H68ZM75 160V159H74ZM95 160H96V158H95ZM95 160H90V161H92V164H93V162L95 163V165L96 164H98V162H102V160L101 161H99V159H97L96 160V162H95ZM36 161V160H35ZM42 161V160H41ZM75 161H77V160H75ZM110 161V160H109ZM77 163V162H76ZM85 163V162H84ZM103 164H104V166H105V162L103 161L102 162ZM102 163H100V164H102ZM107 163H109V162H107ZM106 163V164H107ZM39 164V163H38ZM52 164H53V162H52ZM89 164V163H88ZM87 164V165H88ZM100 164H98V165H96L97 167H101V166H103V164L102 165H100ZM263 164V163H262ZM37 165V164H36ZM40 165V164H39ZM52 167H53V165H51ZM50 166V167H51ZM92 166H94V165H92ZM103 166V167H104ZM106 166H108V164L106 165ZM41 167H43V166H41ZM48 167V166H47ZM71 167H74V166H71ZM86 167H88V166H86ZM97 167H94L95 169H97ZM103 167H101V169H103ZM44 168V167H43ZM92 168V167H91ZM107 168V167H106ZM106 168H104L103 169V171L104 170H106ZM111 168V167H110ZM110 168H108L110 171L112 170V169H110ZM54 169V168H53ZM56 169V168H55ZM61 169V168H60ZM101 169H100V171H101ZM108 170V171H109ZM40 171V170H39ZM44 171H47V170H45L44 169ZM71 171V170H70ZM53 172V171H52ZM57 171H55L54 173H56ZM47 173H48V171H47ZM58 173V172H57ZM62 173V172H61ZM74 173V172H73ZM94 173V172H93ZM97 173H99V172H97ZM101 173V172H100ZM105 173H107V172H104L103 174H105ZM111 173V172H110ZM81 174H83V173H81ZM247 174V173H246ZM74 175V174H73ZM55 176V175H54ZM258 176V175H257ZM52 177H53V175H52ZM73 177V176H72ZM75 177V176H74ZM82 177V176H81ZM84 177V176H83ZM254 177V176H253ZM56 178V177H55ZM77 178H79V180H81V181H79L78 182V185H77V190L79 191V192H83V193H87L88 191H90L91 190V188H92V186L93 185H91V182L87 179V180H83L82 178H80V177H77ZM76 177H75V179H77ZM59 178H57V180H58ZM61 179V178H60ZM66 178H64V180H65ZM86 179V178H85ZM91 179V178H90ZM48 180V179H47ZM63 180V181H64ZM253 180H254V178H253ZM49 181L51 182V180L49 179ZM98 182V181H97ZM100 182V181H99ZM46 183H47V181H46ZM52 183H54L53 181H52ZM51 183V184H52ZM65 181H64V185L63 184H59V183H57V184H59V185H62V186H65ZM70 183V182H69ZM104 183V182H103ZM109 183V182H108ZM117 183V182H116ZM48 184V183H47ZM51 184H50V186H51ZM57 184H55L56 186H57ZM114 184V183H113ZM112 184V185H113ZM67 186L69 185L68 184V182H67V184H66ZM67 186H65V187H67ZM71 186V185H70ZM252 186V185H251ZM58 187V186H57ZM113 187H115L114 185H113ZM61 189V188H60ZM69 189H72V188H69ZM111 190V189H110ZM101 191V190H100ZM160 191H164V189H161ZM70 192H72V191H70ZM75 193H78V192H76V190L74 191ZM230 192V191H229ZM63 193V192H62ZM102 193V192H101ZM61 194V193H60ZM244 194V193H243ZM246 195H247V197L248 198H250V199H252V200H250L251 202H257V201H262L263 203H264V168H263V171H262V174H260L259 175V177H258V180H257V182H256V186H255V188L253 187V188H250V189H248L247 191H246ZM76 194H75V198H76ZM242 197V196H241ZM77 198H78V196H77ZM80 198H82V197H80ZM60 199H62V198H60ZM69 200V199H68ZM77 200V199H76ZM79 200V199H78ZM88 201H89V199H87ZM80 201V200H79ZM78 201V202H79ZM87 201V202H88ZM81 202V201H80ZM83 203L85 202L84 200L82 201ZM81 202V203H82ZM90 202V201H89ZM87 204V203H86ZM93 204V203H92ZM91 204V205H92ZM239 204V203H238ZM259 204V203H258ZM258 204H256V205H258ZM83 204H81V206H82ZM85 205V204H84ZM246 206V205H245ZM66 207H68V206H66ZM244 207V206H243ZM264 207V206H263ZM49 208H51V207H49ZM81 208H83V207H81ZM248 208V207H247ZM80 209V208H79ZM51 210H52V208H51ZM54 210V209H53ZM55 211V210H54ZM53 211V212H54ZM264 211V210H263ZM61 213V212H60ZM69 213V212H68ZM81 212H79V214H80ZM263 213V212H262ZM79 214H78V216H79ZM258 214H260V213H258ZM72 215H75V214H72ZM81 215H82V213L80 214V219H81ZM263 215V214H262ZM259 216H261V215H259ZM53 217V216H52ZM58 217V216H57ZM255 217V216H254ZM261 219V218H260ZM60 220H62V219H60ZM57 229V228H56ZM62 229V228H61ZM51 230V229H50ZM59 232V231H58ZM61 232V231H60ZM70 233V232H69ZM65 241V240H64ZM120 243V242H119ZM122 243H125V242H122ZM115 244V243H114ZM128 244V243H127ZM122 245V244H121ZM129 245V244H128ZM123 246V245H122ZM116 248H118V247H116ZM36 251V250H35ZM41 252V251H40ZM44 253V252H43ZM115 253V252H114ZM144 253V252H143ZM148 253V252H147ZM41 254V255H40ZM145 254V253H144ZM37 255H38V253H37ZM142 255V254H141ZM43 256V257H42ZM46 255H45V253L44 254H42V252L41 253H39V261H42L43 259H45L46 260V257H45ZM134 256H136V255H134ZM144 256V255H143ZM38 257V256H37ZM129 257V256H128ZM238 258V257H237ZM125 259V258H124ZM141 259V258H140ZM136 260V259H135ZM60 261H62V263H60V264H67V263H65L63 260H60ZM122 261V260H121ZM143 261V260H142ZM242 261V260H241ZM50 262V261H49ZM138 262V261H137ZM243 262V261H242ZM39 264V263H38Z\"/></svg>",
    "mask_w": 264,
    "mask_h": 264
}]
</instances>
